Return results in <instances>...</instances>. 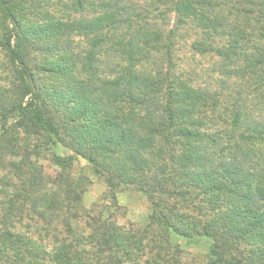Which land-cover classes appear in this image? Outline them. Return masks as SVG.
Here are the masks:
<instances>
[{"label": "trees", "instance_id": "trees-1", "mask_svg": "<svg viewBox=\"0 0 264 264\" xmlns=\"http://www.w3.org/2000/svg\"><path fill=\"white\" fill-rule=\"evenodd\" d=\"M191 29L249 108L184 72ZM0 55V264H173L179 240L208 241L205 264H264V0H0ZM57 146L74 155L49 177L32 158ZM76 158L112 208L120 189L148 199L137 236L74 227Z\"/></svg>", "mask_w": 264, "mask_h": 264}, {"label": "rangeland", "instance_id": "rangeland-1", "mask_svg": "<svg viewBox=\"0 0 264 264\" xmlns=\"http://www.w3.org/2000/svg\"><path fill=\"white\" fill-rule=\"evenodd\" d=\"M189 31L190 33L187 34V41L184 45H182L185 54L184 60L186 62L184 72L192 73V78H196V75L200 79L198 80L200 83L212 84L213 90H219L218 92L221 91L222 94L220 96L226 100H231L235 93L244 92L242 97L243 100H245L244 106L249 108L247 102L250 96H252L250 95L252 94V89L247 86L245 90L243 86H239L241 82L229 81L220 76V74L216 71V66L211 56L198 55L192 50V45L197 39L196 36L198 33L193 29ZM2 59L3 58L0 55V63ZM0 81L1 85L3 84L2 86H6L4 79ZM223 82H226V84ZM223 84L227 88L222 87ZM240 87H242V90ZM258 100L260 101L259 98ZM262 111L264 110L262 109ZM16 120L17 119L10 120L9 125H15L17 123ZM1 132L2 122L0 119V133ZM32 144L34 145L35 143L32 142ZM52 154L62 157L74 155L71 150L57 146L52 147L50 152L44 151L43 157L40 159L33 157L32 159L36 162V165L41 167L44 174L49 177H54L57 175L56 172H60V169L54 165ZM67 176L77 183L78 190L80 192V208L78 207L80 213H77L79 221L74 223V227H77L78 229H86L87 224L92 222V219H107V221L112 223L111 225L122 227L126 231L131 232V234L136 235L135 232L149 224V217L152 214V209L148 199L143 194L134 190L120 189L117 192L118 207L112 208L107 183L105 180L94 174L93 169L87 160L83 158H76L73 167ZM40 223L43 224L42 222ZM51 228H54V226ZM57 230H63V227H57ZM38 233L39 232L37 231V234L35 235L36 237L38 236ZM40 235L39 240H41V243L46 245L48 248H51V235L53 236V233H47L45 231ZM58 236H60V234ZM54 238L56 240L57 237ZM178 242L182 245V249L181 252L178 253L179 262H177L176 259L171 258L173 260V264L206 263L208 241L186 243L184 240H179ZM140 255L143 261L149 260L150 263L154 262L152 260L154 253H152L150 248L144 249Z\"/></svg>", "mask_w": 264, "mask_h": 264}]
</instances>
